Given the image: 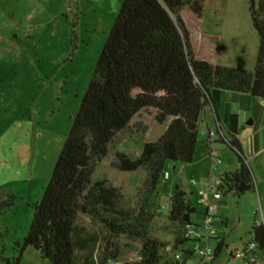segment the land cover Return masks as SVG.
I'll use <instances>...</instances> for the list:
<instances>
[{
    "label": "rangeland",
    "instance_id": "rangeland-1",
    "mask_svg": "<svg viewBox=\"0 0 264 264\" xmlns=\"http://www.w3.org/2000/svg\"><path fill=\"white\" fill-rule=\"evenodd\" d=\"M122 1L0 0V201L11 202L10 208L0 215V264H48L32 247L25 248L23 242L34 207L52 176ZM250 3L206 0L201 17L185 8L182 18L194 57L195 53L202 55L199 47L206 42L212 45L216 64L252 71L258 36L250 17ZM256 101L259 107L250 103L248 110H243V131L238 139L254 192L237 196L217 189L212 180L238 167L236 149L216 141L209 149L207 135L200 130L191 164L166 163L156 196L159 209L150 230L153 238L167 244L163 257L193 247L188 241L174 248L183 230L168 220L164 207L169 205L176 188L185 193L195 209L190 217L193 224L202 222L205 210L198 193L208 192L215 206L216 232L209 247L215 250L218 240L226 246L215 264H223L229 252L252 241L254 223H264V101ZM210 129L216 131L212 119ZM160 131L152 111L140 112L128 129L113 138L108 156L97 165L92 181H107L126 200L136 201L144 172L124 173L111 163L115 159L121 161L119 155L137 158L144 144L154 141ZM210 150L218 154L217 168ZM216 192L221 194L219 201L212 199ZM82 224L89 226L90 222L85 219ZM121 246L124 260L132 258L139 247L129 240ZM197 263L196 255L187 261ZM233 264L243 263L234 260Z\"/></svg>",
    "mask_w": 264,
    "mask_h": 264
},
{
    "label": "trees",
    "instance_id": "trees-1",
    "mask_svg": "<svg viewBox=\"0 0 264 264\" xmlns=\"http://www.w3.org/2000/svg\"><path fill=\"white\" fill-rule=\"evenodd\" d=\"M205 1H122L23 242L48 264H172L173 257H163L167 244L150 234L166 163H192L201 116L209 105L215 109L214 92L264 101V0H250V17L258 36L252 71L194 57L182 12L187 8L201 17ZM148 110L157 124L169 123L159 138L144 144L137 158L118 156L121 172H144L133 202L107 181L93 182L92 176L107 158L113 138ZM218 141L225 143L223 137ZM227 144L236 149L238 167L219 177L217 189L237 196L254 192L237 141ZM10 206V201H0V215ZM164 210H168V220L183 230L176 249L189 241L183 236L187 226H196L190 221L195 209L176 188ZM85 219L89 226L82 224ZM251 235L264 258V225L254 223ZM125 240L139 245L127 260L121 246ZM223 249L222 242L216 244L213 260ZM181 253L185 261L193 257L190 250ZM135 258L140 259L133 262Z\"/></svg>",
    "mask_w": 264,
    "mask_h": 264
},
{
    "label": "built area",
    "instance_id": "built-area-1",
    "mask_svg": "<svg viewBox=\"0 0 264 264\" xmlns=\"http://www.w3.org/2000/svg\"><path fill=\"white\" fill-rule=\"evenodd\" d=\"M207 135V145L209 149H211V141L212 139H219L223 136L221 134H217V131H202ZM211 151V150H210ZM212 163L215 168L220 164V160L217 153H213L211 151L210 154ZM246 161V160H245ZM167 174H164V178L166 179ZM212 182L217 183V187L219 185V178L216 180L213 179ZM192 184L195 185V182L192 181ZM212 189V187L210 188ZM200 197V203L204 206L205 210L202 218V222L200 224H196V226H187L184 231V238L193 243L192 249H190L192 255H196L199 261V264H205L213 261L214 252L209 247V242L215 239L216 232L214 229V211L215 206L210 202L208 192L199 191L198 193ZM212 199L214 201H219L221 199L220 192H216L213 194ZM264 225V223H262ZM256 245L254 242H248L241 249L235 250L232 252L231 259L241 260L243 264H264V258L261 254L257 253ZM172 264H187L185 261V256L182 253H175L172 256ZM140 258H135L133 262H138ZM108 264H123V263H108ZM233 264V263H231Z\"/></svg>",
    "mask_w": 264,
    "mask_h": 264
},
{
    "label": "crops",
    "instance_id": "crops-1",
    "mask_svg": "<svg viewBox=\"0 0 264 264\" xmlns=\"http://www.w3.org/2000/svg\"><path fill=\"white\" fill-rule=\"evenodd\" d=\"M201 29V28H200ZM205 36V35H204ZM206 37V36H205ZM204 45L200 46L199 49L202 50V55L199 56L195 53V58L198 60L206 61L210 64H216L215 63V55H211V49L212 45L207 44L206 42H203ZM220 65V64H217ZM213 100H214V107L212 105H209L203 112L201 116V122L199 124V130L202 132L204 129L206 131L211 130L210 129V119H212V123H214L215 130H218L220 134L224 138V142L227 143L228 141H237L241 153L245 159V156L243 154L242 145L238 141L240 139V133L243 131V117L242 113L243 110H248L250 103L255 104L259 107L258 101L252 99L248 95L243 94H237L232 92H225V91H216L213 93ZM238 106V107H236ZM237 109H235V108ZM169 122H167L164 125H158L159 128H161V131L159 132L157 138H159L166 130V127ZM249 123V122H247ZM253 121L249 123V125H252ZM203 127H205L203 129ZM156 138V139H157ZM155 139V140H156ZM154 140V141H155ZM207 140V136H206ZM205 140V141H206ZM219 142L218 139L211 141V144L214 142ZM220 143V142H219ZM207 145V141H206ZM208 146V145H207ZM211 147V145H210ZM215 240V239H214ZM222 242L224 245V248L226 247L223 241L218 240L216 244ZM232 252H229L228 257L226 256V260L223 262V264H231L233 263V260L231 259ZM221 254V253H220ZM218 255V257L220 256ZM199 264V261L198 263ZM205 264H215V260L209 263Z\"/></svg>",
    "mask_w": 264,
    "mask_h": 264
},
{
    "label": "water",
    "instance_id": "water-1",
    "mask_svg": "<svg viewBox=\"0 0 264 264\" xmlns=\"http://www.w3.org/2000/svg\"><path fill=\"white\" fill-rule=\"evenodd\" d=\"M176 25H177V23H176ZM120 163H121V161L119 159H115V160L112 161L111 166H113L114 168H119L120 167Z\"/></svg>",
    "mask_w": 264,
    "mask_h": 264
}]
</instances>
